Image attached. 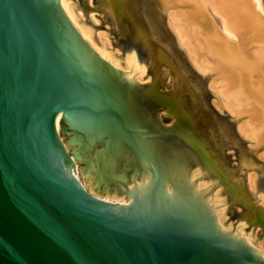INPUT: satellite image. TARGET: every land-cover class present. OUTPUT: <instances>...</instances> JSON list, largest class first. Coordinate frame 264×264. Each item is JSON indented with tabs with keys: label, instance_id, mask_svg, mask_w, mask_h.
<instances>
[{
	"label": "water",
	"instance_id": "water-1",
	"mask_svg": "<svg viewBox=\"0 0 264 264\" xmlns=\"http://www.w3.org/2000/svg\"><path fill=\"white\" fill-rule=\"evenodd\" d=\"M0 264H264L257 0H0Z\"/></svg>",
	"mask_w": 264,
	"mask_h": 264
},
{
	"label": "bare ground",
	"instance_id": "bare-ground-1",
	"mask_svg": "<svg viewBox=\"0 0 264 264\" xmlns=\"http://www.w3.org/2000/svg\"><path fill=\"white\" fill-rule=\"evenodd\" d=\"M257 3H258V7H259V10L262 14V16L264 17V8H263V4H262V1L261 0H257ZM174 13V10H170L169 12V23H172L173 21L176 22V23H180L181 22V19L180 18H174L172 20V17H171V14ZM174 34H175V37L177 39V42L181 45L182 49L185 51V54L189 60V62L191 63V65L193 66L194 70L196 72H198L199 74L203 75V76H206L210 73L209 69L201 66L199 63H197V61L192 57L188 47L186 44H183L184 43V40L179 36L178 34V29L175 27L174 29Z\"/></svg>",
	"mask_w": 264,
	"mask_h": 264
},
{
	"label": "flooded vegetation",
	"instance_id": "flooded-vegetation-1",
	"mask_svg": "<svg viewBox=\"0 0 264 264\" xmlns=\"http://www.w3.org/2000/svg\"><path fill=\"white\" fill-rule=\"evenodd\" d=\"M202 114H203V113H199V115L196 116V118H197V120H198L199 122H203V118H201ZM217 115H219V114H217ZM219 116H220V117H224V116H222V115H219ZM192 119H193V118H192ZM194 119H195V118H194ZM222 120H223V119H222ZM196 124L199 125L198 122H196ZM225 130L228 131L227 128H224V130H223L222 132H225Z\"/></svg>",
	"mask_w": 264,
	"mask_h": 264
},
{
	"label": "rangeland",
	"instance_id": "rangeland-1",
	"mask_svg": "<svg viewBox=\"0 0 264 264\" xmlns=\"http://www.w3.org/2000/svg\"><path fill=\"white\" fill-rule=\"evenodd\" d=\"M262 1V4H263V8H264V0H261ZM169 12L170 11H168L167 12V14H166V17H167V20H168V22H169ZM173 32H174V30H173ZM174 37H175V34H174ZM175 39H176V37H175ZM177 40V39H176ZM183 50V49H182ZM183 52H184V54H185V51L183 50ZM185 56H186V54H185ZM186 58H187V56H186ZM187 60H188V58H187ZM188 62H189V60H188ZM190 63V62H189ZM191 64V63H190ZM192 66V65H191ZM192 68H193V66H192ZM203 76V75H202Z\"/></svg>",
	"mask_w": 264,
	"mask_h": 264
}]
</instances>
